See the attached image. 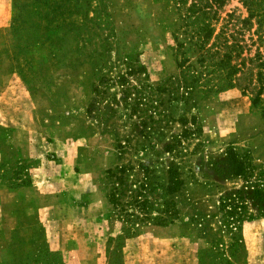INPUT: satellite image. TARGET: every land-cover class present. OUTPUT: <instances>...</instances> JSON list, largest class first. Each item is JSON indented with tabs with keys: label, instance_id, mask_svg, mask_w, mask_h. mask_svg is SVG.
<instances>
[{
	"label": "rangeland",
	"instance_id": "obj_1",
	"mask_svg": "<svg viewBox=\"0 0 264 264\" xmlns=\"http://www.w3.org/2000/svg\"><path fill=\"white\" fill-rule=\"evenodd\" d=\"M78 2L79 14L66 17L84 29L73 40L55 44L67 50L58 54L60 61L52 56L47 40L17 48L21 40L8 34L11 0H0V260L23 224L34 228L20 240L18 258L47 249L64 264H107L106 249L116 245L108 237L119 230L104 197L102 172L130 164L133 169L127 178L137 184L139 166H147L153 170L155 193L162 197L165 171L173 163L182 181L172 195L176 219L165 226H140L132 238L121 240L122 256L115 264H196L197 251L209 247L212 238H202L203 226L225 245L235 236L241 244L237 264H264V203L252 198L250 188L264 190V115L252 107L248 95L226 90L210 93L188 108L181 100L159 104V112L170 105L174 121L159 118L154 133L137 134L139 127L133 124L138 120L119 101V86L98 83L100 92H92L97 80L89 56H94L92 48L99 52L102 38L114 41L121 52H129L144 65L149 84H161L175 73L169 46L173 4L170 0ZM28 15L26 23L33 28L48 25L47 15L45 21L40 15ZM218 16L215 33L225 25L229 42L238 39L252 56L256 24L254 19L242 23L247 12L241 1L224 0ZM64 30L54 35L61 36ZM20 35L22 39L24 33ZM119 67L98 72L111 77ZM162 96L167 100L166 94ZM156 113H151L154 119ZM181 115L194 116L195 130L172 139L182 134L184 126L177 121ZM117 143L125 146L120 155ZM166 144H172L170 152L165 151ZM229 146L244 158L247 169L240 176L227 171ZM236 189L244 191L239 200L252 218L244 219L239 229L231 227L230 234L222 226L225 213L217 206L219 197Z\"/></svg>",
	"mask_w": 264,
	"mask_h": 264
},
{
	"label": "trees",
	"instance_id": "obj_2",
	"mask_svg": "<svg viewBox=\"0 0 264 264\" xmlns=\"http://www.w3.org/2000/svg\"><path fill=\"white\" fill-rule=\"evenodd\" d=\"M79 0H11V17L8 25V34L21 40L17 44L19 50L30 45L41 44L49 41L53 48L52 56L60 57L61 52L66 53L63 48H56L55 44L61 45L63 40L69 37H77V32L84 29L75 22L67 21L66 14L77 15L81 6ZM173 4L175 19L173 28L169 32L172 43L169 45L173 50L175 58V73L166 77L161 84L151 85L147 82L146 69L129 52L120 51L114 41L106 38L100 40L99 52L92 48L94 56H89L90 64L94 70L97 83L92 85V92L98 94L99 85L112 82L120 87L119 101L128 108L129 114L135 116L138 122L133 124L137 134L141 136L154 133V124L164 118L167 122L174 119L168 109L161 112L156 111L157 105L169 103L174 100H181L185 107L193 106L197 100L213 93L218 94L226 90H237L240 95H248L252 107L261 115H264V0H240L244 6L247 16L246 21L254 19L256 24L255 35L257 47L252 56H248L243 45L238 39H231L229 42L224 35L225 25H221L215 33L219 16L218 11L224 0H170ZM64 3L66 8L63 9ZM30 7L33 9L31 10ZM42 8V10H41ZM58 9V10H57ZM40 15L45 21L47 15V26L37 24L33 28L29 23L28 13ZM53 18V19H52ZM84 19V18H83ZM84 20H88L85 18ZM56 22V25L54 23ZM27 26V27H25ZM64 28L61 36L54 35L55 32ZM24 37L20 39L21 33ZM177 33L182 36L179 39ZM57 39L60 42H57ZM260 47H263L260 50ZM114 50V60H111L110 52ZM246 52L248 49H246ZM194 56L191 60L187 53ZM70 58V56H69ZM63 61V58H57ZM120 66V70L108 77L99 70H105ZM96 71V72H95ZM143 74L140 78L139 75ZM101 83V84H98ZM162 94L167 95V100ZM93 100V99H92ZM93 102V101H92ZM93 104V103H92ZM105 109L112 112V107L105 104ZM88 107L87 112H91ZM152 111V112H150ZM153 112H157L156 119ZM177 121L184 126L182 134L171 136L178 138L184 134L193 133L195 130L194 116L187 118L185 115L178 117ZM190 124V126H187ZM178 142V141H177ZM117 153L120 155L125 146L117 143ZM165 151L172 150V144L165 145ZM227 171L234 176L242 175L247 167L245 166L242 154H238L235 147L229 146L225 152ZM133 167L125 164L114 165L102 172V183L105 190L104 197L107 204L112 208L115 215V223L118 225V234L109 236V241L116 242L112 249H106L107 264H115L121 258V240L132 238L140 226L150 224L165 226L171 224L177 217V209L172 195L180 188L182 181L179 178L176 165L171 163L165 171V183L162 187V197L155 193L153 181V170L147 166H139L141 178L137 184L130 182L127 178L128 172ZM246 187V186H245ZM252 198L264 203V190L250 185ZM241 189L226 192L219 197V210L224 211L222 226L228 228L231 234V227L239 229L241 222L248 221L251 215H246L243 210ZM232 197V198H231ZM34 228L33 225L20 224L14 233V243L10 250L3 253L0 264H64L61 259L47 249L38 250L33 256L23 254L22 258L16 257L20 250V243L25 239V231ZM202 238L211 236L209 247L200 248L197 251L196 264H237L236 253L241 249L239 241L234 240L235 236L229 238L224 244L220 237L209 227L199 229ZM240 240V239H239Z\"/></svg>",
	"mask_w": 264,
	"mask_h": 264
}]
</instances>
